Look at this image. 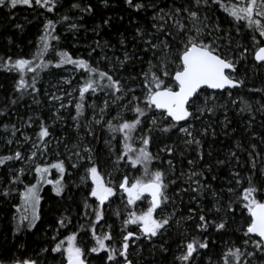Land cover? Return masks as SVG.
<instances>
[{
	"label": "snow or ice",
	"instance_id": "obj_1",
	"mask_svg": "<svg viewBox=\"0 0 264 264\" xmlns=\"http://www.w3.org/2000/svg\"><path fill=\"white\" fill-rule=\"evenodd\" d=\"M4 8L13 20L12 11L17 8L34 13L44 10L38 14L42 28L31 57H0V69L18 73L13 91L19 96L12 98L10 105L25 95L31 96L33 104L41 105V88L37 84L42 72L63 69L65 65H72L73 73L82 70L79 79L75 75L61 76L52 85L63 95L44 90L50 103L59 102L51 124L40 116H29L24 126L32 128L36 124L38 131L32 136L23 134L22 141L17 139L21 128L3 125L11 137L6 144L16 143L18 147L8 155H0V167L9 168L15 162H20L21 167L11 169L8 187L0 188V195L10 196L12 186L23 183L21 177L26 170L34 172L35 179L20 193L25 212L15 224L14 234L36 227L41 218L40 192L45 184L51 185L56 197L63 198L70 192L71 177L78 173L79 183H71L86 189V193L80 217L85 223L74 225L75 231L58 240L59 230L72 225V219L62 215L50 248L44 247L35 257L15 253L0 257V264H43V253L59 254L58 264H136L130 249L135 246L142 252L140 241L151 244L150 251L154 254L158 250L166 259L171 248L165 237L170 230H175L178 237L175 243L179 254H174V264H204L203 257L216 243L214 237L230 230L240 234V243L229 242L222 264H264V131H252L257 114L264 128V85L248 87L253 77L264 75V0H0V9ZM60 8L64 11L59 12ZM104 10L114 15H100V23L91 31L101 36L116 22L127 19L129 25H135L131 41L123 32L118 34L115 45L94 39L87 58H73L66 50H56L61 41L58 24L66 25V31L75 37L81 28L88 31L83 23L85 17H95ZM48 13H57L59 19L49 18ZM15 27L23 29L20 23ZM97 49L99 59L93 57ZM50 52L54 57L45 59ZM137 64L139 71H135ZM73 80L76 84L72 91L59 87L72 85ZM241 89L259 94L260 99L253 102L242 96L234 98V90L238 93ZM89 96L102 99V103L93 100L87 104ZM65 97L70 98L67 103ZM73 103L75 115L70 119L74 121L76 138L69 143L67 137H55L52 129L64 119L60 110L71 108ZM86 106L92 110L91 120L85 116ZM230 106L238 116L246 115L249 143L245 147L237 141L236 150L216 161L217 166L235 163L229 169L226 190L218 192L212 185L218 179L212 174L213 165L199 167V162L205 159L204 140L209 135L213 139L217 136L215 123L222 124L225 136L231 134L227 131L232 124L228 117ZM113 109H118L114 116ZM218 113L223 114V121L215 119ZM6 114L0 110V116ZM100 125L111 134L104 143L109 157H115L111 160L112 171L100 166L92 146L97 139L95 128ZM24 144L29 148L21 150ZM152 146L156 151L151 150ZM190 150L196 158L188 159V171L181 170L177 176L173 158L184 157ZM238 152L246 154V158ZM49 153L55 159H45ZM131 171L141 174L131 175ZM178 180L188 186L170 195V186ZM185 194L189 195V204L210 194L212 208L205 210L202 203H197L195 208L188 207L185 216L179 212L177 201L179 198L183 203ZM114 198L123 204V209L111 212L120 222L118 228L115 222L109 223ZM208 264H213L211 258Z\"/></svg>",
	"mask_w": 264,
	"mask_h": 264
},
{
	"label": "trees",
	"instance_id": "obj_2",
	"mask_svg": "<svg viewBox=\"0 0 264 264\" xmlns=\"http://www.w3.org/2000/svg\"><path fill=\"white\" fill-rule=\"evenodd\" d=\"M61 2L63 3V0H61ZM8 11L9 10L7 8L0 9V57H5L6 55H11L13 58L20 56L31 57V55L35 52V45L42 28V18H38V14L44 10L37 9L34 13L30 9L17 8L12 11V15L15 16L14 20L8 18ZM63 11V8L59 9V12ZM46 15L54 20L59 19V15L57 13H48ZM100 15H114V13L104 10L95 17H85L83 23L88 31L86 32L84 28H81L75 37L72 35V33L66 31V25L62 26L58 24L57 29L61 35V41L60 44L56 46V50H66L70 53V55L73 56V58H87V53L90 50L89 46L92 45L94 39L101 40L102 43L106 40L111 41V43L115 45L119 38L118 34L123 32L128 37V40L131 41L132 36L134 35L135 25H129L127 19L123 23L116 22L114 27L104 30L101 36H96L91 31V29L95 26V24L100 23ZM221 18L223 20V16ZM133 19L136 18L133 17ZM16 23L22 24L23 29H17L15 27ZM65 36L67 37L66 39L64 38ZM9 40H11L12 43H9ZM53 45H56L55 41H53ZM129 47L131 48V45H129ZM108 54L109 56L112 55L110 51ZM119 54L120 53L117 52V55ZM54 55V53L50 52L49 55L45 57V59L53 58ZM93 57L95 59H99V49H97L96 53H93ZM56 59H58V57H56ZM139 68L140 65L137 64L135 71H139ZM72 69V65H65L63 69L53 68L40 74L41 79L37 84V87L41 88V95L39 97L41 100L40 106L33 104L31 96L28 95H25L23 99H19L17 104L10 105V100L19 96L18 93L13 91L14 84L18 79V73L7 72L0 69V110H3L7 113L5 116H0V155L10 154L11 152H9V149L15 146L14 144H6V140L11 137L10 132H4V124H16L18 128H21V132L22 130H25L30 135H32L35 131H38V128L36 124H34L32 128H27L24 126L26 125L29 116L34 118L36 116H40L48 124L52 123L53 112L55 111V108H57V102L50 103L49 97L43 94L44 90L49 89L50 92L58 91L57 88L52 87V85L57 84V81L61 76L70 77L75 75L77 79H79L80 71L82 70L73 73ZM49 72L52 74L49 75ZM30 76L31 74H29V77ZM75 84L76 80H73L72 85ZM72 85L61 84L59 87L65 86L67 89ZM262 85H264V75L261 74H257L248 83L249 88H259ZM73 95L78 96V93L74 92ZM98 96H102V94L98 93ZM236 96H242L244 99L251 100L253 102L260 99L259 94L250 93L247 91V89H241L238 93H235L234 90V98H236ZM67 99L69 100L68 97H65V103L68 102ZM93 100H97V103H102V99L89 96L87 104H91ZM60 111L64 119L61 122L56 123L55 127L52 129L53 135L55 137H67L69 143H73L75 142L76 132L73 127L74 121L70 119V116L75 115L74 103L71 108L61 109ZM117 111L118 109H113L111 115L114 116ZM85 116L88 118V120H91L92 110L90 107L86 106ZM228 117L230 120H232V124L227 131L231 134L229 136H225L221 132L222 124L215 123L214 127L217 132V136L215 139H213L211 135H209L204 140L202 151L205 154V159L204 161L199 162V167H203L205 164L213 165L214 171L212 174L217 175L218 179L216 181H212V185L213 188H215L218 192L221 188L226 190L228 186V180L230 179L229 169L234 168L235 163L233 162L232 164L217 166L216 161L226 159L230 150H236L235 144L237 141H242L245 147H247L249 143L248 136L250 134L246 133L245 131V125L247 121L246 115L243 117L238 116L236 114V110L231 109L228 112ZM215 119L223 121L224 116L222 113H218L217 118ZM261 119L262 117L257 114V120L253 125L252 131L256 133L264 131V128H261L259 123ZM82 122L86 121H84L82 118ZM232 128H235L236 131L232 132ZM95 131L97 139L93 141L92 146L97 150L98 163L106 171H112L113 169L111 166V160L115 159V157H109L107 146L104 143V140L108 139L111 134L108 133L106 127L102 125L96 126ZM21 132H17V138H19ZM88 139L91 140L92 138L88 137ZM117 139H120L118 134ZM174 139L175 137H173V140ZM167 142L171 143L172 141ZM112 143L115 145L116 141H113ZM136 146L138 147L139 145L137 144ZM55 147L56 145L53 142L52 148L54 149ZM151 150L156 151V146H152ZM60 151L63 152V146H61ZM208 152H211L212 155H207ZM238 155H242L244 158H246V154H241L238 152ZM50 158H54V156ZM194 158H196V153L191 150L186 152L184 157L177 155L175 158H173V162L176 165V175L178 176L181 170L185 172L188 171L189 165L187 161L188 159ZM15 165V163H12L10 164L9 168L0 167V188L8 187L7 181L11 179V169H13ZM156 166L157 165L154 163L153 167L155 168ZM164 167L167 168L166 163L164 164ZM82 171L83 169L80 170V172ZM130 174L140 175L141 173L137 171H131ZM78 175L79 174L77 173L71 177V180L69 181L70 192L66 193L63 198L56 197L51 190V185L45 184L40 192V220L36 222L35 228L31 230L24 229L18 234H14V231L15 224L18 222L19 216L23 212L20 209L22 208L20 206V191L24 188L26 183L30 182L31 177L34 175H28L25 173V175L21 177L23 183L13 185V191L10 196L4 197L0 195V257L8 256L13 253L17 255L22 254L25 257H35L44 247L50 248L54 243L51 238L52 236L56 235L55 229L58 227L57 220L62 215L69 216L72 219V225L66 229L61 228L59 230V235L57 236L58 240L63 239L66 235L70 234L72 231H75L76 228L74 225H77L78 223H85V221L80 217H82L84 213L83 199L86 189L77 188L71 183V181L79 183ZM117 175H120V173H117ZM205 175H209L210 178V174L205 173ZM187 186L188 185L183 183L182 180H178L176 185L170 186L169 194L173 195L174 191H178L180 187ZM192 195L195 194L193 193ZM183 200V203H179V198H177L179 212H182L185 216L188 214V207L191 206L195 208L197 203H202L205 210L212 208L213 205V199L210 194L206 195L202 200L194 201L191 204H189V195L185 194L183 196ZM114 201L115 202L111 205L108 212L110 217L109 223L115 222V225L118 228L120 222L115 216H111V212L117 208L123 209V204L119 199L114 198ZM171 210L172 209L170 207L168 211ZM237 218H239V211H237ZM190 224L191 222H189V225ZM104 230H107L106 227ZM189 231H191L190 228ZM80 235L83 236L85 240H88V236H86L84 233H81ZM239 236V233H234L231 230L227 233H224L222 236L217 234L216 237H214L216 239V243L211 246V251H209L207 255L203 257L204 264H208L209 258H211L213 264H217V262H221L222 264L221 257L223 253L227 251V248L231 246L229 242L236 241L239 244ZM165 238L169 239L168 246L171 248V251L166 255V259H162L161 253L158 250H156L153 254V251H150L152 249V245L145 243L144 241L138 242L143 246L142 252H139L135 246L130 249L131 258L134 262H136V264H174V254H179L175 243L178 238L176 231L170 230L168 236ZM159 243L160 241L158 240L157 244ZM53 255L56 258L55 260L53 259ZM40 259L43 264H58L60 256L59 254L43 253L40 256ZM175 264H179V262H175Z\"/></svg>",
	"mask_w": 264,
	"mask_h": 264
},
{
	"label": "rangeland",
	"instance_id": "obj_3",
	"mask_svg": "<svg viewBox=\"0 0 264 264\" xmlns=\"http://www.w3.org/2000/svg\"><path fill=\"white\" fill-rule=\"evenodd\" d=\"M75 85H72V86H70L69 88H67V90L68 91H72V89H73V87H74ZM62 88H64V89H66L65 88V86H62ZM56 92V94L57 95H63V92H61V91H55ZM70 99V98H69ZM67 101H68V99H67ZM57 107H59V102H57V105H56ZM22 129H23V125H22ZM23 134H27V135H29V136H32V135H30L27 131H25V130H22V132L20 133V136H19V138H17V139H20L21 141H22V139H23ZM15 146L14 147H11V149H9V152H12L13 151V149L15 150V149H17V147H18V145L16 144V143H13ZM29 148V145L28 144H24L23 145V148L21 149V150H26V149H28ZM50 157H52V154H49V156L48 157H46L45 159H49ZM51 159H55V157L54 158H51ZM15 166H14V168H19V167H21V164H20V162H15ZM13 168V169H14ZM26 173L28 174V175H34V172H27V170H26ZM53 178H55V176L57 175V174H55V170H54V172H53ZM32 183H35V179H34V176H32L31 177V180H30V182H28V183H26V185L27 184H32ZM24 191V188L20 191V193H22ZM20 206L22 207V208H20L21 209V211H23L21 214H20V216L22 215V214H24V212H25V209H24V207H23V201L21 200V198H20ZM20 216H19V218H20Z\"/></svg>",
	"mask_w": 264,
	"mask_h": 264
}]
</instances>
